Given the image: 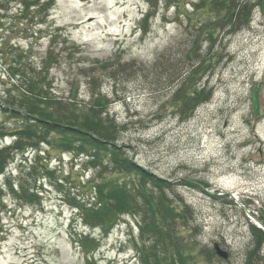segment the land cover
Instances as JSON below:
<instances>
[{
	"label": "rangeland",
	"instance_id": "obj_1",
	"mask_svg": "<svg viewBox=\"0 0 264 264\" xmlns=\"http://www.w3.org/2000/svg\"><path fill=\"white\" fill-rule=\"evenodd\" d=\"M47 1L39 2L45 15L41 22L35 0H0V97L12 87L10 81L29 78L34 69L38 72L47 55H73L65 66L49 73L57 94L67 96L74 83L78 100L84 103L90 101L93 87L113 99L120 97L111 104V113L128 125L119 143L128 146L137 164L180 184L176 193L195 219L191 226L195 230L186 239L203 252L215 244L229 252L227 259L216 255L213 264H244L252 242L250 223L264 231L260 220L261 211L264 215V0L254 9L249 25L236 34L222 39L220 32L215 44L199 36L201 54L216 62L204 79L214 95L184 120L171 112L169 90L155 93L154 85L142 75L121 73L113 79L111 74L118 64L152 63L173 38L179 40L181 52L205 22L203 12L194 11L193 3L200 0H177L170 8L160 2L146 34L140 22L150 9L148 0ZM52 33L67 35L70 42L53 43ZM87 75H96L98 83L93 85ZM1 122L6 123L5 130L15 124L0 109ZM10 141V136L0 140V147ZM43 152L40 160H50L55 177L35 180L20 163L24 158L20 154L6 172L19 193L21 183L39 192L40 203L21 201L9 192L6 175L0 177L6 194L5 205L0 206V264H86L79 244L82 230L101 241L93 264H115L116 256L119 264H141L132 262L136 253L128 231L132 216H125L107 236L80 223L76 232L70 201L88 194V187L80 189L79 183L92 177L94 170H86L84 159L71 153L47 145ZM28 156L30 165L36 152ZM128 248L132 253L119 254ZM198 259L199 264H211L202 255Z\"/></svg>",
	"mask_w": 264,
	"mask_h": 264
},
{
	"label": "trees",
	"instance_id": "obj_2",
	"mask_svg": "<svg viewBox=\"0 0 264 264\" xmlns=\"http://www.w3.org/2000/svg\"><path fill=\"white\" fill-rule=\"evenodd\" d=\"M40 1L35 0L34 5H39L36 6L37 15H41L38 17L43 22L45 15L41 12ZM162 1L166 3V8L177 2L148 0L150 9L140 22L144 34L148 33L149 21ZM48 2L52 3L51 0ZM262 3L263 0L194 2V11L201 10L205 15L201 19L205 22L201 25L200 34L188 42L181 52L178 49L179 40L173 38L152 63L137 65L136 61H132L118 64L119 68H115L111 78L116 79L121 73L144 76L154 85L155 93L169 90L170 111L183 120L187 119L214 95V88L204 79L215 69L216 62L213 63L212 59L201 54L199 36L200 39L214 43L220 32L223 33L222 39L236 34L249 25L254 9ZM186 15L191 19L188 13ZM62 35L52 33V42H70L67 35ZM72 58L75 57L57 58L49 54L41 62L38 72L32 67V76L21 81H10L12 87L2 91L1 113L12 118L15 124L7 130L4 129L5 122L0 124V140L11 137L10 143L0 147V177L6 175L7 168L19 154L24 157L22 162H25L28 174L33 175L35 180L55 177L56 171L50 166V160H40L41 155H46L43 152L44 145L62 154L71 153L80 161L84 159L86 170H94L92 177L79 183L80 189L88 187V194H79L70 201L84 225L100 229L107 236L125 216H132L134 222L130 223H135L138 230L135 232L132 227L130 236L141 264H199L198 256L201 255L206 258V262L213 264V258L220 257L215 246L203 252L196 246L197 243L193 244L186 239L188 233L195 230L191 228L195 219L193 210L176 193L175 187L180 184L137 164L128 146L119 143L128 125L121 124L111 113V104L120 97L113 99L108 93L93 87L90 101L84 103L78 100L79 88L74 83L67 96L57 94L55 80L49 77V73L56 66H65ZM86 77H90L93 85L99 81L96 75ZM70 79L75 80L73 77ZM13 89L17 93L13 94ZM31 151L36 152V159L29 165L27 160ZM5 178L9 192L17 195L21 201L28 203L34 200L40 203L39 192H35L34 188L21 183L19 193L10 176L6 175ZM186 184L197 186L193 182ZM4 191L5 187L0 182V206L5 205ZM262 215L260 220L264 222ZM249 227L252 242L244 264H264V231L254 223H250ZM90 234L84 231L79 234V244L83 248L86 264H93V254L101 243L95 240L96 235Z\"/></svg>",
	"mask_w": 264,
	"mask_h": 264
},
{
	"label": "water",
	"instance_id": "obj_3",
	"mask_svg": "<svg viewBox=\"0 0 264 264\" xmlns=\"http://www.w3.org/2000/svg\"><path fill=\"white\" fill-rule=\"evenodd\" d=\"M261 226H263V225H261ZM262 228H263V227H262ZM215 249H216L218 255H219L221 258L227 259V258L229 257V253H228L226 250L222 249V248L220 247V245L215 244Z\"/></svg>",
	"mask_w": 264,
	"mask_h": 264
}]
</instances>
